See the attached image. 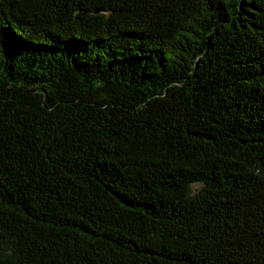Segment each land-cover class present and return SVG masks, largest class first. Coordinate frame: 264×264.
<instances>
[{
	"label": "trees",
	"instance_id": "trees-1",
	"mask_svg": "<svg viewBox=\"0 0 264 264\" xmlns=\"http://www.w3.org/2000/svg\"><path fill=\"white\" fill-rule=\"evenodd\" d=\"M0 264H264V0H0Z\"/></svg>",
	"mask_w": 264,
	"mask_h": 264
},
{
	"label": "rangeland",
	"instance_id": "rangeland-1",
	"mask_svg": "<svg viewBox=\"0 0 264 264\" xmlns=\"http://www.w3.org/2000/svg\"><path fill=\"white\" fill-rule=\"evenodd\" d=\"M192 188H193V191L196 192L200 188V185H198V184L193 185Z\"/></svg>",
	"mask_w": 264,
	"mask_h": 264
}]
</instances>
